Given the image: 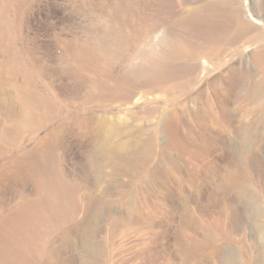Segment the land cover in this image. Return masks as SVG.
I'll use <instances>...</instances> for the list:
<instances>
[{"label":"rangeland","instance_id":"1","mask_svg":"<svg viewBox=\"0 0 264 264\" xmlns=\"http://www.w3.org/2000/svg\"><path fill=\"white\" fill-rule=\"evenodd\" d=\"M263 49L264 0H0V264H264Z\"/></svg>","mask_w":264,"mask_h":264},{"label":"bare ground","instance_id":"2","mask_svg":"<svg viewBox=\"0 0 264 264\" xmlns=\"http://www.w3.org/2000/svg\"><path fill=\"white\" fill-rule=\"evenodd\" d=\"M261 53H263L264 54V49L263 50H261ZM107 127V126H106ZM109 129V128H108ZM107 130V129H106Z\"/></svg>","mask_w":264,"mask_h":264}]
</instances>
